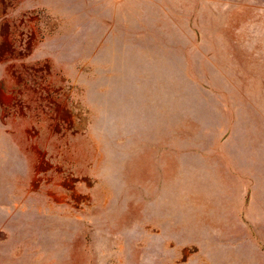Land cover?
I'll return each instance as SVG.
<instances>
[{
  "label": "rangeland",
  "instance_id": "rangeland-1",
  "mask_svg": "<svg viewBox=\"0 0 264 264\" xmlns=\"http://www.w3.org/2000/svg\"><path fill=\"white\" fill-rule=\"evenodd\" d=\"M0 1V264H264V0Z\"/></svg>",
  "mask_w": 264,
  "mask_h": 264
},
{
  "label": "crops",
  "instance_id": "crops-1",
  "mask_svg": "<svg viewBox=\"0 0 264 264\" xmlns=\"http://www.w3.org/2000/svg\"><path fill=\"white\" fill-rule=\"evenodd\" d=\"M1 5H2V1H0ZM10 25V22L9 20L7 19V16H5L2 12H0V30H5L6 27H8ZM8 34L4 33V32H1L0 31V48L1 46H3L7 41H8ZM0 80H3L2 77H0ZM0 109L4 110H10V111H14V113L18 114V118L21 120V121H25V120H28V117L25 118L22 114L24 112V107L22 106H2L0 105ZM27 109V108H25ZM20 115V117H19ZM14 119H15V114H14ZM30 142V139L28 140L27 139V143Z\"/></svg>",
  "mask_w": 264,
  "mask_h": 264
}]
</instances>
